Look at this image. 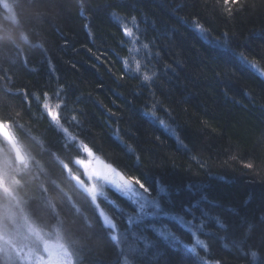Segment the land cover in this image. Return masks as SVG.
I'll use <instances>...</instances> for the list:
<instances>
[{
    "label": "trees",
    "instance_id": "16d2710c",
    "mask_svg": "<svg viewBox=\"0 0 264 264\" xmlns=\"http://www.w3.org/2000/svg\"><path fill=\"white\" fill-rule=\"evenodd\" d=\"M5 2L12 16L4 9ZM57 3L63 7H55ZM201 3H207L210 10L216 0ZM81 5L86 18L80 14ZM193 15H200L210 25L215 39H204L193 30ZM121 23L138 33L139 43L128 42ZM225 32L229 44L216 43ZM37 43L44 48L35 47ZM18 50L26 54L27 63L19 60ZM234 53H247L264 71V0H246L233 19L217 12L214 22L195 0L191 5L187 0H0V101L5 87L13 93L19 87L29 92L54 91L57 81L50 79L48 71L51 59L59 84L64 86L65 115H77L81 127L74 130L95 148L96 156L118 166L125 175L159 177L177 205L190 204L199 197L200 192L193 195L186 191L187 185L201 188L220 204L215 211L228 224L227 231L204 237L211 243L208 255L223 264H247L224 244L239 237L245 222L257 225L260 231L259 217L264 215V80ZM137 60L139 74L135 73ZM124 61L132 68L126 74ZM5 74L8 80L3 78ZM145 74L152 79L145 82ZM7 103L13 115L21 113V123L33 136L53 152L58 150L61 135L41 117L35 102L31 111L22 97L9 95ZM153 109L176 129L183 145L144 115ZM42 163L51 167L47 156ZM247 163L252 167H245ZM53 171L58 175L57 169ZM25 179L27 186L20 190V196L31 197L29 206L38 222L53 229L55 217L40 199L39 182L31 174ZM61 182L88 210L84 196L66 181ZM52 194L64 221V244L73 250L100 252L98 264H120L119 250L103 233L101 238H85L93 229H85L82 215ZM116 216L120 220L119 214ZM120 223L123 227V220ZM209 227L217 232L214 226ZM252 243L260 247L258 240ZM260 251L257 264H264V248ZM182 255H187L182 248L169 250L159 264L165 259L178 262ZM137 264L147 262L137 258Z\"/></svg>",
    "mask_w": 264,
    "mask_h": 264
},
{
    "label": "snow or ice",
    "instance_id": "6c2138e0",
    "mask_svg": "<svg viewBox=\"0 0 264 264\" xmlns=\"http://www.w3.org/2000/svg\"><path fill=\"white\" fill-rule=\"evenodd\" d=\"M187 2L191 5L193 0ZM195 2L199 3L200 11L205 13L208 20L214 22L217 12L233 19L237 12L243 10L246 0H216L210 10L207 3H201V0ZM182 6L183 4L177 5ZM55 7L62 8L63 5L57 3ZM80 7L81 16L85 17L83 5ZM180 19L184 20V17ZM191 25L202 38L215 39L211 36L210 25L205 23L200 15H193ZM120 28L129 43H139L138 33L127 23H121ZM228 35L227 32L223 33V37L216 39V43L227 46L229 39L224 38ZM35 47L44 48L40 43ZM144 48L148 49L149 45L145 44ZM18 51L19 60L27 63L26 54L22 50ZM89 51L91 52V49ZM146 54L153 55L151 52ZM155 55L158 56L159 53L156 52ZM234 55H238L240 61L255 70L264 80V71L257 67L259 61L250 60L247 53ZM124 65L125 74L132 71L128 61H124ZM140 67L137 60L136 74L140 73ZM168 67L171 66L166 65V68ZM48 71L50 79L57 81L54 91L29 92L19 87L13 93L10 87L3 89L4 99L0 101V196L3 198L0 200V261L3 264H98L100 252L91 248L87 252L83 248L73 250L60 242L64 221L59 215L56 196L52 194L55 192L62 202H67L71 210L82 215L85 229H93V232L85 233V238L93 235L101 238L103 233L104 239L119 250L120 264H137V258L147 264H159L160 259L166 257L169 250L178 252L181 248L187 255H182L178 262L165 259L164 264H223L222 260L210 258L208 253L211 243L204 238L217 235L219 231H227L228 224L224 217L219 211H215L220 208V204L210 199L198 186L187 185L186 191L193 195L200 192V195L190 204L177 205L159 177L149 179L125 175L112 163L104 164L99 170L95 168V148L79 131L74 130L81 127V121L75 114L71 117L65 115L67 109L64 86L59 84V75L51 59L48 60ZM3 78L9 79L7 74ZM119 78L123 79L124 76ZM151 79L147 74L143 76L145 82ZM9 95L22 97V103L28 105V111H31L32 103H36L41 117L46 118L49 125L61 135L57 151L53 152L43 140L31 134L28 127L21 123L19 111L13 115L7 103ZM144 115L157 121L183 145L176 129L167 120L160 118L155 109L146 111ZM36 149H39L38 153ZM45 156L51 161V167L42 163ZM53 162L55 167L52 166ZM245 167L251 168L252 164L247 163ZM53 169L58 170V175ZM29 174L34 181L39 182L40 199L53 211L55 225L51 230L38 222L34 210L29 206L31 197L24 199L19 194L20 190L27 186L25 177ZM62 180L84 196L88 210L77 203L71 191L65 190ZM105 184L107 191L115 199L105 194ZM98 188L102 189L99 193ZM98 196H103L104 200H98ZM162 197L168 199L164 201ZM89 211L91 215L88 214ZM111 211L119 213L123 227L117 216L110 214ZM227 211L233 215L237 214L232 208ZM210 225L214 226L217 232L211 231ZM259 226L260 231H257V225L245 222V230L230 244L225 243L224 247L234 249L247 264H257L261 256L260 248H264V215L259 217ZM257 240L260 247L252 243Z\"/></svg>",
    "mask_w": 264,
    "mask_h": 264
},
{
    "label": "rangeland",
    "instance_id": "374dc122",
    "mask_svg": "<svg viewBox=\"0 0 264 264\" xmlns=\"http://www.w3.org/2000/svg\"><path fill=\"white\" fill-rule=\"evenodd\" d=\"M3 6H4V9L7 11V13L8 14H10L11 16H12V9H11V7L5 2L4 4H3ZM104 164H107V163H105L103 160H101L98 156H97V159L93 162V166L95 167V168H97L98 170L99 169H102L103 168V165ZM117 179H119V178H117ZM102 189H100V188H98L97 189V191H98V193H99V191H101ZM104 191H105V194L106 195H111L110 194V192H108L107 191V184H105L104 185V189H103ZM110 197V196H109ZM111 198V197H110ZM3 198H2V196H0V200H2ZM98 200H100V201H103L104 200V197L103 196H98ZM115 215H118L119 213H117V212H113ZM60 242H62V243H64L63 242V240H61ZM0 264H3V262L2 261H0ZM57 264H59V262H57Z\"/></svg>",
    "mask_w": 264,
    "mask_h": 264
}]
</instances>
